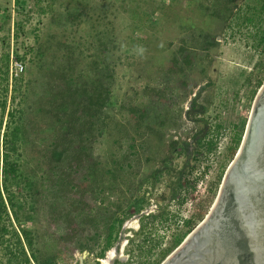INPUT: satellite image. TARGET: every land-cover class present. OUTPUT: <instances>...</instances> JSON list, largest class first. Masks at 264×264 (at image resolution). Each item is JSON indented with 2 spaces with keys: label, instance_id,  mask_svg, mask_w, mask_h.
<instances>
[{
  "label": "rangeland",
  "instance_id": "rangeland-1",
  "mask_svg": "<svg viewBox=\"0 0 264 264\" xmlns=\"http://www.w3.org/2000/svg\"><path fill=\"white\" fill-rule=\"evenodd\" d=\"M245 1L0 0V65H23L22 168L41 258L101 259L113 223L103 259L114 249L120 264H161L182 221L205 219L264 84L254 31L228 24ZM102 92L91 122L66 115Z\"/></svg>",
  "mask_w": 264,
  "mask_h": 264
},
{
  "label": "trees",
  "instance_id": "trees-1",
  "mask_svg": "<svg viewBox=\"0 0 264 264\" xmlns=\"http://www.w3.org/2000/svg\"><path fill=\"white\" fill-rule=\"evenodd\" d=\"M146 11V9H144ZM154 8L148 13L150 21ZM228 24L245 25L254 31V41L263 47L264 52V0H247L239 8L232 10ZM9 55L2 59L0 65V264H52L49 258H41L38 250L37 236L30 227L33 222V206L30 194L34 182L25 174L22 168V135L21 105L25 92L23 77L12 76L9 68ZM108 102V96L102 92L88 95L84 106L66 113L74 121H81L83 117L89 122L99 113ZM76 104V102H74ZM96 106V107H94ZM96 108L95 113L93 109ZM245 127L235 129L231 138L228 153L234 159L244 136ZM215 144H208V151H213ZM222 172L212 188V196L208 207L214 202L222 178ZM202 218V216H200ZM125 218L117 221L121 227ZM186 233L174 239L172 247L162 255L166 257L174 248L178 247L183 239L195 228V223L188 219L184 221ZM115 225H109L111 231L106 246L98 254V258H105L106 252L112 247Z\"/></svg>",
  "mask_w": 264,
  "mask_h": 264
},
{
  "label": "water",
  "instance_id": "water-1",
  "mask_svg": "<svg viewBox=\"0 0 264 264\" xmlns=\"http://www.w3.org/2000/svg\"><path fill=\"white\" fill-rule=\"evenodd\" d=\"M161 264H264V84L209 213Z\"/></svg>",
  "mask_w": 264,
  "mask_h": 264
},
{
  "label": "built area",
  "instance_id": "built-area-1",
  "mask_svg": "<svg viewBox=\"0 0 264 264\" xmlns=\"http://www.w3.org/2000/svg\"><path fill=\"white\" fill-rule=\"evenodd\" d=\"M14 71H12V76H18L19 75V72H21L23 70V65L17 61L14 62ZM184 221H182V224H184ZM161 245V242H158L156 244V246H160Z\"/></svg>",
  "mask_w": 264,
  "mask_h": 264
},
{
  "label": "bare ground",
  "instance_id": "bare-ground-1",
  "mask_svg": "<svg viewBox=\"0 0 264 264\" xmlns=\"http://www.w3.org/2000/svg\"><path fill=\"white\" fill-rule=\"evenodd\" d=\"M131 224H133L131 222ZM135 226V224H133ZM116 256V251L114 249H112L111 251H109L107 258L106 259H102V263L103 264H110L111 263V259L114 258Z\"/></svg>",
  "mask_w": 264,
  "mask_h": 264
},
{
  "label": "flooded vegetation",
  "instance_id": "flooded-vegetation-1",
  "mask_svg": "<svg viewBox=\"0 0 264 264\" xmlns=\"http://www.w3.org/2000/svg\"><path fill=\"white\" fill-rule=\"evenodd\" d=\"M101 260L102 259H98V264H100V262H101ZM120 258H118V256H115V258L112 260L113 262V264H120Z\"/></svg>",
  "mask_w": 264,
  "mask_h": 264
}]
</instances>
